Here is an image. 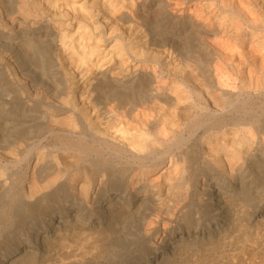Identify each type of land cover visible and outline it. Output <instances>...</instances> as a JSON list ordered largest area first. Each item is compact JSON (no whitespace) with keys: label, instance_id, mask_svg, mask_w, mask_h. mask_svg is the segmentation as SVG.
Returning a JSON list of instances; mask_svg holds the SVG:
<instances>
[{"label":"bare ground","instance_id":"6f19581e","mask_svg":"<svg viewBox=\"0 0 264 264\" xmlns=\"http://www.w3.org/2000/svg\"><path fill=\"white\" fill-rule=\"evenodd\" d=\"M0 87V264H264V0H0Z\"/></svg>","mask_w":264,"mask_h":264},{"label":"rangeland","instance_id":"374dc122","mask_svg":"<svg viewBox=\"0 0 264 264\" xmlns=\"http://www.w3.org/2000/svg\"><path fill=\"white\" fill-rule=\"evenodd\" d=\"M1 88V87H0ZM5 88H1V90H0V97L2 96L1 94H6V90H4ZM3 91V92H2ZM5 91V92H4ZM16 92L15 91H13V92H11L10 94L8 93V95L9 96H6L5 97V99H8V100H10V101H12V105H11V107L9 106H6L5 107V109L7 110V111H4L3 109H1V107H0V109L1 110H3L4 112H6V113H9L10 115H13V116H16V118H20V116L24 113V114H26V115H24V116H26V117H28V115L29 114H36V113H38L37 112V109L36 108H32V109H29V108H26V106L24 105V100H23V95H21V93L20 92H17V94H15ZM7 95V94H6ZM23 107H25L26 109H24L25 111H22L21 110V108H23ZM10 108V109H9ZM20 113V114H19ZM19 116V117H18ZM17 124V123H16ZM35 129V128H34ZM36 141V142H35ZM37 142H38V140H34V141H32V142H30L29 143V141H25V142H23V141H20V143L18 144V146H21V145H23V146H25V149H26V151H29V149L30 150H32L33 149V147L35 148L38 144H37ZM22 143V144H21ZM32 143V144H31ZM33 144H34V146H33ZM55 145V143L53 142H51V143H49V145L48 146H54ZM32 148V149H31ZM25 154H27V152H23V154H19V160H21L20 158H22V160L21 161H24L25 159V157H23ZM25 164V165H24ZM28 165L25 163V161H24V163L22 164V169L21 170H19V171H17V172H14L12 175H13V177L15 176L16 178H19L21 181L19 182V184H17L18 186L15 188V191L13 192V193H19L18 191H20L21 190V188H22V182L25 180V175H24V172L27 170V167ZM21 172V173H20ZM17 174V175H16ZM18 174H20V175H18ZM22 175H23V177H22ZM14 177V178H15ZM23 179V180H22ZM21 187V188H20ZM31 221L30 220H26V223L27 224H29ZM263 228V227H262ZM261 228V230H260V233H258V235H257V237H256V234H254V235H252V242H256L258 245H256V249H254L255 250V253H259L258 254V257L256 258V261L257 260H262V262L264 263V228L262 229ZM137 232V231H136ZM262 233V234H261ZM255 236V237H254ZM259 237V238H258ZM257 238H258V241L259 240H261L262 242H258L257 241ZM261 238V239H260ZM252 242H250L249 243V245L251 244L252 245ZM260 245V246H259ZM145 247V245L143 244V243H141V242H136L133 246H131V247H129L128 248V251H127V253H126V255H125V257H123L122 258V260H125V261H128V260H134L135 258H136V256H137V254H140V252H141V250H143V248ZM258 250H260V251H258ZM263 250V251H262ZM259 255H260V257H259ZM168 260V259H167ZM166 260V261H167ZM259 261H257V262H259Z\"/></svg>","mask_w":264,"mask_h":264}]
</instances>
